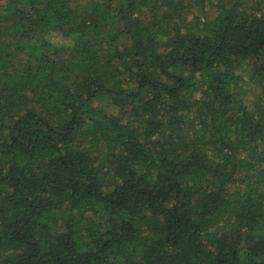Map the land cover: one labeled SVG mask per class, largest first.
<instances>
[{"label":"trees","instance_id":"1","mask_svg":"<svg viewBox=\"0 0 264 264\" xmlns=\"http://www.w3.org/2000/svg\"><path fill=\"white\" fill-rule=\"evenodd\" d=\"M0 264H264V0H0Z\"/></svg>","mask_w":264,"mask_h":264},{"label":"rangeland","instance_id":"2","mask_svg":"<svg viewBox=\"0 0 264 264\" xmlns=\"http://www.w3.org/2000/svg\"><path fill=\"white\" fill-rule=\"evenodd\" d=\"M212 1L214 2L215 0H212ZM242 1H246L248 4H250L251 0H242ZM205 8H206L208 14L211 16L216 12V9H217L215 5L210 4V3H207ZM195 9L196 8L193 7L189 10V12H188L189 17H191L195 14V11H196Z\"/></svg>","mask_w":264,"mask_h":264}]
</instances>
